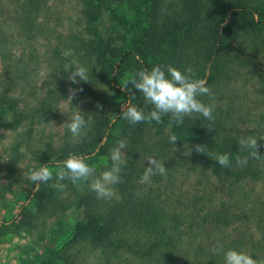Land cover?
<instances>
[{"label":"rangeland","instance_id":"1","mask_svg":"<svg viewBox=\"0 0 264 264\" xmlns=\"http://www.w3.org/2000/svg\"><path fill=\"white\" fill-rule=\"evenodd\" d=\"M20 1L0 0V264H224L223 253L229 249L246 252L264 264V174L259 181L226 188L208 168L183 167L189 166L188 162L181 165L185 163L188 144L183 148L176 146L177 151L171 146L173 161L161 160L164 165L171 163L172 180L158 181L153 175L145 183L154 187L153 195L159 196L167 208L185 211L195 220L202 216L208 219V224L195 233L182 235L181 250L169 260L158 261L156 257H139L129 252L109 253L75 238L74 227L82 219L88 199L97 198L90 181L64 188L62 197L71 201L64 211L50 215L36 210L35 186L28 179L30 170L48 165L54 173L62 162L54 158L65 144L76 146L88 136L92 121L102 114L111 124L128 101L115 95L116 89L122 90L121 84H108L98 70L88 67L87 61L73 52L76 34L88 36L78 0H44L31 38L23 36L10 18L8 9ZM144 9L145 5H141L139 11ZM131 16L124 1L115 0L112 12L104 13L98 24L100 35L125 33L121 18ZM158 41L159 33L149 30V45L155 46ZM239 46L235 44L232 50ZM55 49L67 57L65 65L58 68L53 58ZM69 65L73 69H89L87 82L77 77L79 82L72 84L68 77L73 69L67 70ZM236 70L230 79L218 83L213 100L228 109L241 131L264 132V57ZM70 88L82 89L72 105L65 101ZM98 104L102 107L98 108ZM75 108L84 112L89 122L80 138H73L66 126ZM15 113H20L19 119L6 126L4 123L11 122ZM148 135L150 144L159 140L154 126ZM155 151L142 154L138 165L146 169L148 157L157 159ZM97 152L96 148L84 155L89 157L87 162L95 160ZM97 155L101 164L91 166L99 177L108 167H104L106 155ZM143 174L136 175L138 181H142ZM11 176L13 181L9 180ZM221 201L225 206L219 205ZM242 213L247 214V220L235 218ZM222 217L232 221L216 222ZM186 223L185 220L183 225ZM217 244L223 246V251L213 254L211 249Z\"/></svg>","mask_w":264,"mask_h":264},{"label":"trees","instance_id":"2","mask_svg":"<svg viewBox=\"0 0 264 264\" xmlns=\"http://www.w3.org/2000/svg\"><path fill=\"white\" fill-rule=\"evenodd\" d=\"M123 1L126 9L132 13L129 18H121L126 32L104 37L99 33L98 24L104 13L112 12L115 0H78L88 36L76 34L73 52L80 54L77 56L85 59L88 67L98 70L108 84L111 82L122 86L130 75L140 70L150 71L158 64L171 65L182 72L191 67L196 70L197 78L205 79L206 86L213 89L210 97L205 95L200 99L205 104L215 105L214 120L208 121L199 114H193L192 117H185L184 123L177 126L170 123V115H164L160 124L145 121L132 125L120 111L110 124L108 117L102 114L92 121L87 137L82 138L76 146L65 144L54 159L63 161L70 154L89 155L97 148V154L106 155L104 167L109 169L110 152L117 142L123 141L126 145V164L121 167L122 182L112 186L115 195L111 199H88L82 219L75 224L74 237L109 253L129 252L139 257H156L158 261H165L181 250L183 234L195 233L203 224H208V219L202 216L195 220L185 211H174L161 204L159 196L153 195L154 187L138 181L139 173L146 170L138 165L142 154L156 150L157 160L173 161L170 160L173 145L169 143V136L175 135L178 139L176 146L183 148L184 144H188L192 149L190 155L186 149L185 163L181 165L189 163V166H183L188 169L196 165L208 168L226 188L240 187L247 181H259L264 174V158H249L245 167L236 164L238 157L248 155L240 150L238 140L241 136L256 137L259 153L264 155L263 130L258 134L241 131L230 118L228 109L213 100L220 81L230 79L231 73L236 72L238 67L264 57V0ZM44 5V0H21L19 5L8 9L10 18L26 38L34 36ZM141 5H145V9L140 12ZM149 30L159 33L155 46L148 43ZM237 43L239 49L232 50ZM53 58L58 68L65 65L67 57L63 51L61 53V50L55 49ZM129 91H134L131 85ZM115 95L125 102L129 99V93L125 90L116 89ZM132 103L143 108L145 113L152 109L140 92H136ZM19 116L20 113H15L14 119L4 124L12 126ZM152 126L157 128L159 140L150 144L148 132ZM197 144L205 145L210 156L197 153L194 147ZM225 153L230 155L229 168H223L215 161L217 155ZM97 154L93 156L95 160L88 162L90 165L101 164ZM165 167L167 179L172 180L174 171L171 163H166ZM156 179L162 181L165 178L156 175ZM9 180L14 179L11 176ZM55 183V178L42 183L39 191L35 192L34 204L40 213L53 215L71 205V201L62 197L64 189L53 187ZM62 183L66 184L65 188L73 185L70 181ZM219 205L223 207L225 202L221 201ZM235 218L247 220L248 216L242 213L235 215ZM185 220L187 223L183 225ZM231 221L228 217H222L216 222Z\"/></svg>","mask_w":264,"mask_h":264},{"label":"clouds","instance_id":"3","mask_svg":"<svg viewBox=\"0 0 264 264\" xmlns=\"http://www.w3.org/2000/svg\"><path fill=\"white\" fill-rule=\"evenodd\" d=\"M73 69L70 65L68 69ZM89 69L83 66H78L69 75L68 79L72 84H77L79 80L87 82ZM134 91H129V86ZM205 79L197 78V72L189 67L186 71L181 70L167 64H158L151 70H140L132 75L123 85L122 90L129 93V99L126 105L122 106V115L130 124L136 125L145 121H155L157 124L162 123L164 115H170V123H175L177 126L184 123L185 117H192L193 114H199L208 121H213L214 104H205L200 99L201 96H211V89L206 86ZM78 91L82 89L70 88L67 101L72 105V100L76 97ZM136 92L143 94L145 103L152 106V109L145 113L143 108L137 107L132 103L135 99ZM98 108L102 105H97ZM72 112L66 126L73 138H80L85 135V129L89 126L86 119V114L79 109ZM212 129V128H210ZM264 139V138H261ZM178 141L175 135L169 136V143L176 149ZM240 150L246 151L248 155L238 157L236 164L239 167H245L248 164L249 158L262 159L264 155L259 153L258 139L253 136H241L238 140ZM195 151L200 154L210 153L206 150L205 145L197 144L194 146ZM126 145L120 141L118 146L110 152L111 167L104 171L99 177L94 175L95 169L87 162L89 157L70 154L65 160L57 164L55 176L48 165H41L39 168H34L28 173V179L35 186L34 192L39 191L42 183H48L54 178L56 183L53 187L63 190L66 184L63 181H70L73 185L79 186L84 182L90 181V188L96 192L98 199H111L115 195V190L112 187L121 183L120 172L121 167L126 164V154L124 149ZM192 149L188 147V155ZM215 161L223 168L231 166L230 155L228 153L217 155ZM147 163L149 166L142 176L143 183L150 182L153 175H161L167 179V170L164 163L154 157H148ZM213 254L223 251V246L217 244L211 249ZM224 264H260L253 259L250 254L229 249L223 253Z\"/></svg>","mask_w":264,"mask_h":264}]
</instances>
